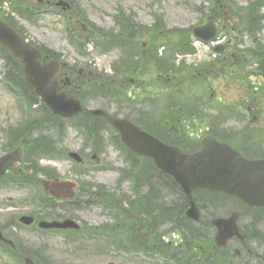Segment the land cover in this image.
<instances>
[{
	"label": "rangeland",
	"instance_id": "374dc122",
	"mask_svg": "<svg viewBox=\"0 0 264 264\" xmlns=\"http://www.w3.org/2000/svg\"><path fill=\"white\" fill-rule=\"evenodd\" d=\"M71 3L76 5L77 7H81L85 10L89 16V18L98 24L99 26L104 27L106 30H112L115 26L114 16L118 13L119 8L125 11H135L137 14V21L140 22L136 26V36H135V46L136 52L135 54H130L129 57L132 58L134 56L136 63L134 62L133 66L130 68L131 72L121 73L120 71H113L112 67H116L120 65L124 52L123 48H115L109 53H103L101 50H95L93 47H89L87 50L88 55H82L78 53V51L71 45L68 37L67 32V24L63 17L59 14L46 11L47 8L42 7V15L39 18V21L36 25L29 23L23 19H18L22 26H25L26 30L28 31V35L31 37L32 40L37 41L41 44H44L50 48L56 49L61 52L64 58L71 63L73 66H77L76 70L84 68L87 74H92V71L98 70L99 73H108L106 78V83L108 86L112 85L113 87H118V89L124 90L123 86H126V97L128 99H133L136 87L135 86V79L133 73H135L138 78V83L142 84L147 82L148 79V72H146V65L144 64L146 61H149L151 57L148 48L153 47L156 43L149 34H146V29L141 28V24L144 25H152L153 30L155 33L159 35H165L170 32L169 28L173 27H183V28H190L195 26L198 22L202 20L208 19L207 11L200 13L195 9L191 8L187 4L191 5H202L205 4V8H209L210 12H212V4L214 3L216 6L217 0H70ZM233 3L235 9L238 11L239 7L247 6L252 0H229ZM36 3V2H35ZM221 17L225 16L226 8L222 7L219 9ZM162 13L164 16L159 17L158 14L154 13ZM231 13V12H229ZM242 16L247 15V13H241ZM234 17V16H233ZM225 18L223 22L234 21L235 18ZM18 18V16H17ZM160 25H158V24ZM239 29L236 30L235 34H240ZM261 38L264 41V30L260 33ZM259 36V37H260ZM254 38V35L252 36ZM127 42V41H126ZM128 43L130 44V39H128ZM251 45V43H250ZM143 52L146 53L148 57L143 59L142 61H138V57L143 58ZM155 51H153L154 54ZM161 53V51L159 50ZM204 57L205 54H202ZM190 58L191 60H187V64H197L201 61V59ZM203 57V59H204ZM207 58V57H206ZM250 60L254 62L255 58L250 57ZM1 65V63H0ZM114 72V73H113ZM113 73V74H112ZM176 74H179V71H176ZM182 75L179 74V78L182 79ZM130 78V79H129ZM82 90V87L80 88ZM137 91V90H136ZM82 95L85 96V100H83L84 105L88 109H98V108H108L111 110L112 114H116L118 116H132L131 112L129 113V109L127 111H120L118 102L109 101V98L105 97V94H90V96L82 90ZM92 95V96H91ZM94 95V96H93ZM108 100V101H107ZM143 100V99H141ZM135 102L138 103V96L136 95ZM125 107H128V104L124 103ZM19 107L22 106L19 104ZM129 108V107H128ZM146 112L148 113V108H146ZM129 113V114H128ZM128 114V115H127ZM20 114L18 111V105L16 99L11 96L3 86L0 85V156L4 153L5 147L4 144L6 143V137L4 131L10 129L14 126L19 120ZM146 119L150 124H154L156 121H152L150 119H154V116L146 115ZM89 117L82 115L76 118L75 121L66 124L61 123L63 125H67L70 127L76 122H88ZM137 119V118H135ZM41 136H47L45 141H47L50 147L53 145L56 148H60L62 150H68V154L71 152H82L83 156V145H84V138L80 134L79 131L69 128L68 135L66 141L55 142L59 139L60 134L56 131H51L47 135L41 134ZM109 137H113L110 135ZM109 137L105 139V149H99V154L91 151L92 154L90 156H84L85 158V168H82L83 174L80 173V169L76 167L75 161H72L70 157H64L63 154H60V158L57 159H43L39 158L38 166L43 169L44 171H53L59 174L64 179H73V180H80L84 183L82 184L83 189H87L90 194V199L92 201L97 197L100 196V184H103L102 193H105V187L109 190H118V193L123 195L127 194V196H132L133 189L130 190L131 194L128 195L129 187L125 186L120 190L116 188L117 181L120 177L119 169L124 166V160L121 157L120 151L114 146V144L110 141ZM90 153V150L87 149L85 153ZM85 155V154H84ZM46 158L49 157V154H43ZM34 164H37V158L32 159ZM135 168L140 170L143 168V163L145 162L143 159H134ZM119 168V169H118ZM85 169H88L87 173H84ZM139 173V172H138ZM138 175V174H137ZM40 177L43 178V175L40 174ZM156 186L155 188V198L157 195L156 191H159L158 188L161 190V201L165 200L167 203H171L173 200L176 201V196L173 194L174 188H169L167 190L163 187L165 184V180L156 172ZM29 190L25 189L20 191V188H7V190L0 192V204L4 209L2 214L5 218L12 217L16 214V217L20 216L23 213L31 214L35 212L36 207H30L24 203L26 200L27 194ZM117 193V192H116ZM143 194H146V191H143ZM100 199V197L98 198ZM20 201H22L26 206L19 207L18 209L13 208L18 205H21ZM108 206L114 212H116V206L111 201V198L107 197ZM156 204L160 202L155 201ZM165 203V204H167ZM11 205L9 208L8 205ZM57 209L62 212V210H68L66 213H74V216L79 218L81 222H88L93 226H101L107 224L111 227V223L113 219L111 215L107 212L104 213L103 208L98 205L89 206L87 208H75L73 203L68 204H61L57 206ZM210 214L217 215V216H229L233 211H238L242 214V218L240 221L241 226L245 227L246 225H251L250 228L254 229L255 226L251 223L252 219L256 218L260 222L257 224V227L260 228L261 231H264V217H259L256 213H248L246 212L245 208L241 205L236 204L235 202H221L220 205H217L213 208L209 207ZM213 217L209 214L204 215L205 220H210ZM157 224L162 226V230H170L171 226H165L164 223H161L157 220ZM165 226V227H164ZM164 227V228H163ZM215 233V231L213 230ZM113 235L122 236L125 239L130 238V235L127 229H119L118 231L114 232ZM22 237L25 239V248L27 255L31 254V248L39 249L41 247V252H44L37 258L39 264H73L71 260L78 264H157V261L160 260L161 264H169L164 258L159 256L147 257L142 255H137L134 253L133 255H125V256H111L106 255L102 258L98 257L95 258L93 256L85 255L84 253H78L76 256L73 255V259L70 255L66 257L64 255V250H68V248L64 247L63 244L65 243V239L60 235L54 234H38L35 231L30 232L27 234H22ZM173 239L175 238L176 241L182 242L184 241L183 237L176 232L173 234ZM255 248L258 249V252L261 251L264 247L261 246L262 243L253 241L252 242ZM233 249L236 247V242H232ZM47 246V247H45ZM96 253V252H95ZM55 255V256H52ZM127 256V257H126ZM249 258H246L241 263H244ZM221 261L228 264L230 261L229 259H222ZM241 264L240 262H238ZM14 264H19L18 262H14ZM247 264V263H244Z\"/></svg>",
	"mask_w": 264,
	"mask_h": 264
},
{
	"label": "water",
	"instance_id": "95a60500",
	"mask_svg": "<svg viewBox=\"0 0 264 264\" xmlns=\"http://www.w3.org/2000/svg\"><path fill=\"white\" fill-rule=\"evenodd\" d=\"M12 39V31L4 24L0 23V40L4 43H9ZM54 102L56 103L57 99L50 101V104L55 106ZM113 124L132 147L142 154L152 155L157 163L162 165L164 168L169 167L171 162L187 167L188 164L201 166L208 160L204 154L190 158L183 157L178 151L161 145L149 136L139 132V130L127 122L113 121Z\"/></svg>",
	"mask_w": 264,
	"mask_h": 264
},
{
	"label": "trees",
	"instance_id": "16d2710c",
	"mask_svg": "<svg viewBox=\"0 0 264 264\" xmlns=\"http://www.w3.org/2000/svg\"><path fill=\"white\" fill-rule=\"evenodd\" d=\"M17 77H18V79L22 82V83H24V85L26 86V83L24 82L25 80H24V78H23V76H21V75H17ZM27 87V86H26ZM27 89H29L30 90V88H27ZM172 213H173V221H177V218H175V215L177 214V209L175 208V209H172ZM215 258V257H214ZM198 262H200L201 263V261L200 260H198ZM205 261L203 260V263H204ZM207 263H208V261H207ZM213 263V262H212Z\"/></svg>",
	"mask_w": 264,
	"mask_h": 264
},
{
	"label": "flooded vegetation",
	"instance_id": "af4514ba",
	"mask_svg": "<svg viewBox=\"0 0 264 264\" xmlns=\"http://www.w3.org/2000/svg\"><path fill=\"white\" fill-rule=\"evenodd\" d=\"M239 79L241 80L242 77H240ZM235 81L238 82V80H235ZM231 83H232V84H229V83H227V82L225 83V88H226V90H227L228 92L231 91V89L233 88V86H237L236 84H238V83H235L234 81H231ZM257 83H259V81H258V82H255V83H250V82H249V84H251V85H252V84H257ZM238 85H240V84H238ZM228 92H227V93H228ZM224 94H225V93H224ZM224 94H223V95H224ZM5 231H6V229H5Z\"/></svg>",
	"mask_w": 264,
	"mask_h": 264
}]
</instances>
